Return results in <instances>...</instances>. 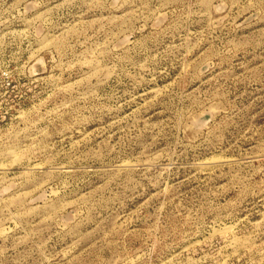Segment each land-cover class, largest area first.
Wrapping results in <instances>:
<instances>
[{
  "label": "rangeland",
  "instance_id": "1",
  "mask_svg": "<svg viewBox=\"0 0 264 264\" xmlns=\"http://www.w3.org/2000/svg\"><path fill=\"white\" fill-rule=\"evenodd\" d=\"M0 264H264V0H0Z\"/></svg>",
  "mask_w": 264,
  "mask_h": 264
}]
</instances>
